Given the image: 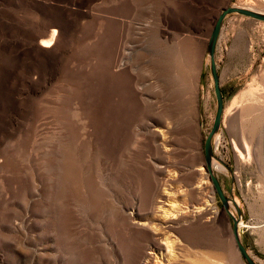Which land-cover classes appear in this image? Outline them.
<instances>
[{
    "label": "rangeland",
    "instance_id": "rangeland-1",
    "mask_svg": "<svg viewBox=\"0 0 264 264\" xmlns=\"http://www.w3.org/2000/svg\"><path fill=\"white\" fill-rule=\"evenodd\" d=\"M227 5L264 12V0H0V264H244L202 167L204 46ZM214 60L213 172L264 264V22L226 15Z\"/></svg>",
    "mask_w": 264,
    "mask_h": 264
},
{
    "label": "water",
    "instance_id": "water-1",
    "mask_svg": "<svg viewBox=\"0 0 264 264\" xmlns=\"http://www.w3.org/2000/svg\"><path fill=\"white\" fill-rule=\"evenodd\" d=\"M232 13L264 22V12L249 9L247 7L240 5H227L222 7L217 12L216 16L213 19L211 28L207 35V39L205 41L204 51L207 57V69L210 77L212 93L214 96V113L210 128L205 134L202 142V159H203L202 167L207 173V179L211 183L212 189L220 203L222 210L227 214V216L230 219V233L235 249L240 259L244 264H258L248 254L241 240V236L239 234V229H238L239 220L241 217L240 210L237 204L235 203L233 197L231 196V194L229 193L228 195H225L221 191L217 179L213 172V161L219 162L220 160L213 154L212 139L220 126V120L222 115V103H223V97L219 87L218 76L215 67L214 49L222 20L226 15ZM225 168L229 171V168L227 166H225ZM231 207L234 211V214L231 211Z\"/></svg>",
    "mask_w": 264,
    "mask_h": 264
},
{
    "label": "bare ground",
    "instance_id": "bare-ground-1",
    "mask_svg": "<svg viewBox=\"0 0 264 264\" xmlns=\"http://www.w3.org/2000/svg\"><path fill=\"white\" fill-rule=\"evenodd\" d=\"M43 47H45L46 45H42ZM213 167L215 168V169H217V170H219V171H224V167L223 166H221V165H219V164H217L216 162H213ZM236 203V202H235ZM240 224V223H239ZM156 244V248H159L158 247V243H155ZM160 246V245H159ZM203 264H209V262H205V263H203ZM211 264V263H210Z\"/></svg>",
    "mask_w": 264,
    "mask_h": 264
}]
</instances>
